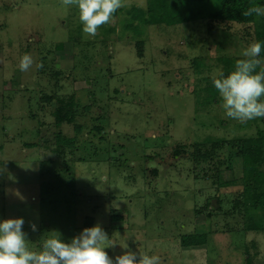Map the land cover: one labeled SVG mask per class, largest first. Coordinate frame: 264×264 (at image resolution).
Masks as SVG:
<instances>
[{
    "label": "rangeland",
    "instance_id": "rangeland-1",
    "mask_svg": "<svg viewBox=\"0 0 264 264\" xmlns=\"http://www.w3.org/2000/svg\"><path fill=\"white\" fill-rule=\"evenodd\" d=\"M124 3L90 37L75 4L0 0V221L23 218L37 253L100 225L113 259L264 264V231H247L264 212L243 205L229 144L264 132V118H228L213 85L223 60L256 41V23L144 26L132 15L148 0ZM25 53L43 67L20 71ZM70 103L74 123L58 124ZM59 132L72 142L58 145ZM193 234L205 245L183 247Z\"/></svg>",
    "mask_w": 264,
    "mask_h": 264
},
{
    "label": "clouds",
    "instance_id": "clouds-1",
    "mask_svg": "<svg viewBox=\"0 0 264 264\" xmlns=\"http://www.w3.org/2000/svg\"><path fill=\"white\" fill-rule=\"evenodd\" d=\"M74 4L80 10L83 32L90 37H95L99 27L110 23L117 10L125 6L124 0H62L65 7ZM241 15L264 16V6H250ZM261 50V42L251 43L242 51L243 58L235 62L234 71L226 77L220 71L213 77V85L223 100L222 108L228 118L242 123L264 118V69L256 72L261 64ZM34 63L37 69L43 67L25 53L19 69L27 72ZM24 223L23 218L0 221V264H159V257L132 251L113 259L105 251L104 245L109 238L100 225L85 228L71 243L63 242L59 235L49 238L41 252H33L26 246ZM29 226L32 231L37 230L35 224Z\"/></svg>",
    "mask_w": 264,
    "mask_h": 264
},
{
    "label": "trees",
    "instance_id": "trees-1",
    "mask_svg": "<svg viewBox=\"0 0 264 264\" xmlns=\"http://www.w3.org/2000/svg\"><path fill=\"white\" fill-rule=\"evenodd\" d=\"M253 5L264 6V0H148V8H134L132 18L144 26L166 25L169 27L191 23L195 21L233 22L239 24L256 23V41L262 43V50L259 58H264V16L244 17L243 11ZM237 60H223L235 70ZM228 68V74L231 70ZM59 107L56 113L58 124L67 122L74 123L72 108ZM64 105V104H63ZM62 114V115H61ZM101 131L102 129H98ZM58 145L71 143L72 140L57 135ZM224 143V141H220ZM232 144L237 149V155L242 159L244 195L243 205L247 212H264V132L257 137L236 141ZM251 216L248 232L264 231L262 220H256ZM182 246L186 248L201 247L206 243L204 235L193 234L182 239Z\"/></svg>",
    "mask_w": 264,
    "mask_h": 264
}]
</instances>
